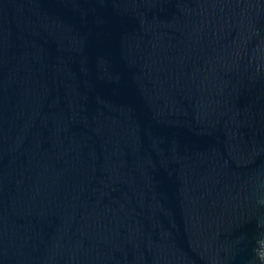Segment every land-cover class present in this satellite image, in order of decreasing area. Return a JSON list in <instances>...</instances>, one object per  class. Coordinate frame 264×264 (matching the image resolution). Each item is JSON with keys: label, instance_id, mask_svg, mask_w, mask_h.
<instances>
[{"label": "water", "instance_id": "95a60500", "mask_svg": "<svg viewBox=\"0 0 264 264\" xmlns=\"http://www.w3.org/2000/svg\"><path fill=\"white\" fill-rule=\"evenodd\" d=\"M0 264H264V0H0Z\"/></svg>", "mask_w": 264, "mask_h": 264}]
</instances>
